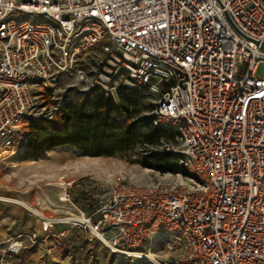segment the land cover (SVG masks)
<instances>
[{
    "label": "built area",
    "instance_id": "built-area-1",
    "mask_svg": "<svg viewBox=\"0 0 264 264\" xmlns=\"http://www.w3.org/2000/svg\"><path fill=\"white\" fill-rule=\"evenodd\" d=\"M260 65L264 0H0V161L25 152L31 122L56 119L50 101L67 79L84 93L124 88L153 99L136 121L172 134L165 151L180 169L176 181L116 176L90 211L71 190L98 185L64 183L58 204L40 198L66 214L25 206L36 227L7 241L0 264L28 244L64 248L71 264H162L142 250L155 237L179 249L169 264H264Z\"/></svg>",
    "mask_w": 264,
    "mask_h": 264
},
{
    "label": "rangeland",
    "instance_id": "rangeland-1",
    "mask_svg": "<svg viewBox=\"0 0 264 264\" xmlns=\"http://www.w3.org/2000/svg\"><path fill=\"white\" fill-rule=\"evenodd\" d=\"M92 57L93 53L87 56L85 70L91 66ZM263 71L264 66L260 65L257 75L261 76ZM69 82L67 79H62L58 84L59 88H57L55 99L50 101L59 111L56 119L51 122H34L31 125H37L43 133L65 129L64 115L77 109L88 95V93L80 92L78 87H72ZM98 94L101 93L97 91L93 97ZM103 95L105 98L111 97L104 93ZM111 98L118 105L117 93ZM153 103V99L145 93H141L138 96V112L131 116L123 115L115 119L119 123L116 133L126 137L129 145L126 150L112 157L87 155L73 147L47 150L45 146L37 142L27 145L22 155L15 156L8 161H0V197L16 199V195H22L30 200L27 206L33 208L35 212L37 210L36 197L54 196L57 188L63 187L64 183L82 182L84 180L97 184L99 189H91L88 183H85L84 189L74 186L71 190V198L74 204L89 211L105 195L109 184L116 176H121L132 184H145L157 179L176 181L180 169L176 167L174 159L166 155L164 146L172 141V135L167 133L166 136H159L148 123L136 121L140 114L153 109ZM112 118L117 117L112 115ZM69 127L71 129V125ZM31 135L32 128L29 127L28 139ZM144 142L156 146L157 149L150 154H142L136 148ZM48 173L51 174L50 178H37L38 174ZM86 188L88 189L85 192ZM49 213L51 212L48 211ZM25 216L26 219L35 220L31 211L26 210ZM72 242L67 246L74 248ZM147 249H150L151 253L157 256L162 264H169L179 254V249L169 251L160 237L153 238L151 243L142 248V250ZM54 250H60L66 255L64 248ZM24 251H30V249L26 248ZM63 254L62 256H64ZM106 256V252L103 251L98 258L106 260ZM120 263L139 264L135 258H129L127 261L122 260Z\"/></svg>",
    "mask_w": 264,
    "mask_h": 264
},
{
    "label": "trees",
    "instance_id": "trees-1",
    "mask_svg": "<svg viewBox=\"0 0 264 264\" xmlns=\"http://www.w3.org/2000/svg\"><path fill=\"white\" fill-rule=\"evenodd\" d=\"M94 93L97 91L88 93L77 109L64 115L65 129L62 131L43 133L37 125H31L34 123L31 122L32 135L28 139V145L38 142L47 150L73 147L84 154L103 157H112L126 150L129 145L128 139L116 133L119 123L115 119L123 115L136 114L138 112V96L141 93L118 88V105L111 97L105 98L102 92H99L101 94L96 97H93ZM112 115L117 118H112ZM155 133L159 136H166L170 132L166 129L156 128ZM166 155L173 158L169 153ZM176 167L179 168L177 164Z\"/></svg>",
    "mask_w": 264,
    "mask_h": 264
},
{
    "label": "crops",
    "instance_id": "crops-1",
    "mask_svg": "<svg viewBox=\"0 0 264 264\" xmlns=\"http://www.w3.org/2000/svg\"><path fill=\"white\" fill-rule=\"evenodd\" d=\"M63 127V126H62ZM60 127V128H62ZM60 131V130H57ZM66 148V147H61ZM59 149V148H58ZM51 174H38V179L40 178H50ZM60 183V181H58ZM62 187L57 188L56 193L54 196H47L45 197L51 203L58 204L59 203V192L61 191ZM2 197V196H1ZM10 200H17L22 202L26 205H29L30 200L22 195H16V199L10 197H3ZM0 202V253L1 250L5 248L7 241L15 237L19 234H25L30 232L34 227H36V219H26L25 211L27 208L22 206L20 203L11 202ZM35 205L37 208H41L44 214L47 212L48 216H55V215H64L66 212L63 209L53 210L50 208H44V200L40 198V196L36 197ZM78 206V205H77ZM79 207V206H78ZM48 211L51 212L48 214ZM90 211V210H89ZM61 226H57V229H61ZM76 242H72V241ZM50 242V241H49ZM77 245L79 243V239L71 235V238L66 241L67 245ZM51 245V242L49 243ZM26 248H29L30 251H24L21 253L20 256L15 257L11 264H71L68 257L62 253L60 250H53L51 249L49 253H47L46 249L40 245H27ZM62 254L64 256H62ZM64 258V260H63ZM55 262V263H53Z\"/></svg>",
    "mask_w": 264,
    "mask_h": 264
},
{
    "label": "bare ground",
    "instance_id": "bare-ground-1",
    "mask_svg": "<svg viewBox=\"0 0 264 264\" xmlns=\"http://www.w3.org/2000/svg\"><path fill=\"white\" fill-rule=\"evenodd\" d=\"M22 203V202H21ZM24 206H26V207H28L27 205H25L24 203H22ZM30 210H32L33 211V208H31V207H28ZM147 258L148 259H153L154 261H155V259L157 258L154 254H152V253H150L149 255H147Z\"/></svg>",
    "mask_w": 264,
    "mask_h": 264
}]
</instances>
